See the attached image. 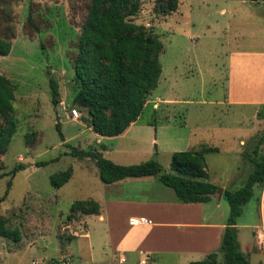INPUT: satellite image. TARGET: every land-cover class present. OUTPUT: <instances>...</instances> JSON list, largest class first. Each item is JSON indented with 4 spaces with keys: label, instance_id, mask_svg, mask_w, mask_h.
Returning a JSON list of instances; mask_svg holds the SVG:
<instances>
[{
    "label": "rangeland",
    "instance_id": "374dc122",
    "mask_svg": "<svg viewBox=\"0 0 264 264\" xmlns=\"http://www.w3.org/2000/svg\"><path fill=\"white\" fill-rule=\"evenodd\" d=\"M177 3L174 13L162 16L154 9V0H140L130 19L162 44L161 73L129 133L100 140L107 148L100 153L97 136L87 128L86 112L71 103V61L88 0L5 1L2 22L11 28V45L9 54L0 56V75L13 88L15 133L0 155V217L20 237L17 242L0 238V264L53 263L50 259L58 257L59 244L65 247L72 241L77 260L101 251L103 223L81 215L67 220L73 202L98 201L106 190L94 162L69 156L71 148L99 152L121 166L152 160L169 173L171 153L204 145L217 149L204 155L207 182L217 191L242 187L252 170V149L264 134V0ZM49 78L57 84L56 106L51 105ZM71 110L77 119L70 118ZM25 136L30 143H25ZM263 147L264 143L260 152ZM18 165L23 170L11 177L9 172ZM67 170H71L68 182L53 189L50 176ZM152 179L125 180L119 193L111 190L107 196L173 197L170 189ZM259 199L260 192L254 189L234 226L239 251L251 237L253 255L247 257L248 264H264L263 249L254 239ZM203 209L218 222L228 214L223 198L217 210L213 202ZM216 254L217 264H222ZM171 262L165 255L153 256V264Z\"/></svg>",
    "mask_w": 264,
    "mask_h": 264
},
{
    "label": "trees",
    "instance_id": "16d2710c",
    "mask_svg": "<svg viewBox=\"0 0 264 264\" xmlns=\"http://www.w3.org/2000/svg\"><path fill=\"white\" fill-rule=\"evenodd\" d=\"M0 0V56L9 54L11 28L3 25L5 17ZM177 0H154V9L159 15L169 16L177 10ZM140 7V0H88L84 21L75 44V55L71 61L73 97L71 103L84 110L89 130L102 138L121 135L133 124L142 112L146 97L157 86L161 73L158 56L162 44L153 34L131 22ZM29 21V20H28ZM2 35V38H1ZM48 87L51 105L56 106L58 89L56 81L49 78ZM13 88L6 78L0 75V155L15 133V120L12 116ZM60 141L57 124L54 125ZM31 142L25 136V143ZM264 134L256 141L249 162L251 172L241 188L236 191H221L227 204L228 214L220 240L218 252L222 264H248L239 251L234 226L241 214V206L252 197L253 190L261 192L264 185ZM217 149L201 145L197 150L173 152L169 158V173L161 170L155 161L121 166L104 159L96 151H79L71 148L69 156L77 159H90L97 169L99 181L103 185L125 180L154 177L164 187L170 189L178 203L204 204L217 194V187L207 182L204 155L216 153ZM45 163H40L44 165ZM14 167L9 175L22 171ZM71 177V170L58 172L49 178L53 189H59ZM10 181L6 183V188ZM259 202V201H258ZM98 214V205L92 200L75 201L69 206L67 220L77 215ZM17 230L7 229L0 217V238L17 242ZM186 264H217V254L210 253L203 260Z\"/></svg>",
    "mask_w": 264,
    "mask_h": 264
},
{
    "label": "crops",
    "instance_id": "0c3cea01",
    "mask_svg": "<svg viewBox=\"0 0 264 264\" xmlns=\"http://www.w3.org/2000/svg\"><path fill=\"white\" fill-rule=\"evenodd\" d=\"M133 124L129 125L116 138L126 136ZM97 138L96 143L100 145V153H105L107 148L100 143V140L104 138L100 136ZM149 179L158 182L154 177L125 180L147 182L145 180ZM125 180L104 185L105 196L103 195L100 200L94 201L98 205V214L84 216L92 217L98 223H103L104 240L99 253L95 254L94 257L90 255L88 260H77L78 257L73 254L72 241L65 247L59 244L58 257L54 260L50 259L53 263H43L39 260V264H118L120 259L124 261V264H135L140 252L148 253L152 264L153 256L161 255L171 258V264H186L189 260H183V262L180 260L190 259L193 256L204 259L210 253L218 252L226 218L224 219L225 216L223 215V220L218 222L217 219L212 218L210 212L205 214L203 208L213 202L214 210H217L220 207L223 188L220 189L219 194L217 193L215 197L213 196L209 202L204 204L178 203L174 195L165 198V196L158 197L157 194L152 199H150L149 194L147 196L138 195L133 198L107 196L111 190L119 193L122 189L121 184ZM148 184L152 186L151 181ZM159 193L161 195V192ZM138 218L148 220L149 224L131 226L135 228L132 229L128 225V220ZM121 223L124 224V227ZM82 236L86 237L87 234ZM250 242L251 237L243 243L241 250L246 259L253 255L252 249L249 248ZM256 245L259 247L257 243ZM36 262H31V264Z\"/></svg>",
    "mask_w": 264,
    "mask_h": 264
},
{
    "label": "built area",
    "instance_id": "2783aa9c",
    "mask_svg": "<svg viewBox=\"0 0 264 264\" xmlns=\"http://www.w3.org/2000/svg\"><path fill=\"white\" fill-rule=\"evenodd\" d=\"M70 118L75 120L77 119V113L75 110L70 111ZM258 217L259 222L258 226L254 229V236L256 243L259 247H261L264 251V185L260 192V199L258 204ZM149 221L143 218L138 219H129L128 225L129 226H140V225H148ZM87 264V263H82ZM118 264H124V261L120 259ZM135 264H152L150 255L148 253L140 252L138 253V260Z\"/></svg>",
    "mask_w": 264,
    "mask_h": 264
},
{
    "label": "water",
    "instance_id": "95a60500",
    "mask_svg": "<svg viewBox=\"0 0 264 264\" xmlns=\"http://www.w3.org/2000/svg\"><path fill=\"white\" fill-rule=\"evenodd\" d=\"M217 193L219 194V193H220V191H217Z\"/></svg>",
    "mask_w": 264,
    "mask_h": 264
}]
</instances>
